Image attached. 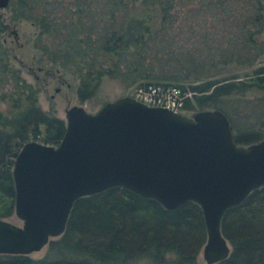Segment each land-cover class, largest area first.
<instances>
[{
    "label": "trees",
    "instance_id": "16d2710c",
    "mask_svg": "<svg viewBox=\"0 0 264 264\" xmlns=\"http://www.w3.org/2000/svg\"><path fill=\"white\" fill-rule=\"evenodd\" d=\"M21 20L37 28L45 78L57 84L72 73L82 102L104 76L126 87L172 83L191 93L186 113L222 110L237 143L264 137V63L254 68L264 55V0H10L0 9V100L8 105L0 110L1 217L14 212L19 148L31 139L57 144L66 127L10 61L5 35ZM233 64L253 69L233 74ZM70 213L44 256L2 253L0 264H198L207 240L196 203L169 210L122 186L79 198ZM221 228L232 252L213 264H264V187L229 208Z\"/></svg>",
    "mask_w": 264,
    "mask_h": 264
},
{
    "label": "water",
    "instance_id": "95a60500",
    "mask_svg": "<svg viewBox=\"0 0 264 264\" xmlns=\"http://www.w3.org/2000/svg\"><path fill=\"white\" fill-rule=\"evenodd\" d=\"M9 2L0 0V9ZM65 114L59 143L31 139L13 159V213L22 224L0 216V254L41 250L62 236L79 198L111 186L155 198L169 210L196 203L207 233L204 262L231 254L223 215L264 187V137L237 143L230 118L218 108L188 114L130 94L95 112L73 104Z\"/></svg>",
    "mask_w": 264,
    "mask_h": 264
},
{
    "label": "rangeland",
    "instance_id": "374dc122",
    "mask_svg": "<svg viewBox=\"0 0 264 264\" xmlns=\"http://www.w3.org/2000/svg\"><path fill=\"white\" fill-rule=\"evenodd\" d=\"M9 32L5 35V40H7V45L11 53V59L13 66L20 69L22 77L38 88V104L45 111L52 112L59 118L65 119V109L72 106L73 104H78L84 106L88 111L95 112L102 104L107 100L116 99L118 96L132 94L135 90L137 84H132L126 87L119 79L109 78L104 76L102 82L96 90L93 97L80 101L75 92V86L79 82L75 76L66 71L60 83L55 81L47 80L45 78L46 72L43 71V65L46 67L50 63L41 56L39 50L34 49L33 41L37 32V28L34 27L30 21L21 20L17 23L10 25ZM16 30V36H14L13 31ZM264 63V55L257 60V65ZM45 67V68H46ZM253 67L236 68V66L231 65V73L244 74L250 72ZM61 80V79H60ZM252 92L246 94L249 96ZM259 95V93H257ZM7 103L0 100V110L7 112ZM190 114V113H189ZM6 220L13 222L17 225H21L22 221L13 214L10 217H4ZM47 244L39 251L31 253L32 258H40L44 256L47 252ZM202 248L197 256L198 264H206L202 256ZM139 264H145L144 262H139Z\"/></svg>",
    "mask_w": 264,
    "mask_h": 264
},
{
    "label": "built area",
    "instance_id": "2783aa9c",
    "mask_svg": "<svg viewBox=\"0 0 264 264\" xmlns=\"http://www.w3.org/2000/svg\"><path fill=\"white\" fill-rule=\"evenodd\" d=\"M190 94L172 83H148L146 85H137L131 95L147 105L164 106L186 113L183 106Z\"/></svg>",
    "mask_w": 264,
    "mask_h": 264
},
{
    "label": "flooded vegetation",
    "instance_id": "af4514ba",
    "mask_svg": "<svg viewBox=\"0 0 264 264\" xmlns=\"http://www.w3.org/2000/svg\"><path fill=\"white\" fill-rule=\"evenodd\" d=\"M60 81H62V79Z\"/></svg>",
    "mask_w": 264,
    "mask_h": 264
}]
</instances>
